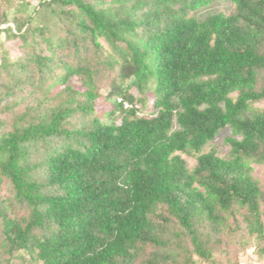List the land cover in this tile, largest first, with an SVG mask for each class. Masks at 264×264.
I'll use <instances>...</instances> for the list:
<instances>
[{"label":"trees","instance_id":"16d2710c","mask_svg":"<svg viewBox=\"0 0 264 264\" xmlns=\"http://www.w3.org/2000/svg\"><path fill=\"white\" fill-rule=\"evenodd\" d=\"M215 1L0 0V264L264 256V0Z\"/></svg>","mask_w":264,"mask_h":264},{"label":"rangeland","instance_id":"374dc122","mask_svg":"<svg viewBox=\"0 0 264 264\" xmlns=\"http://www.w3.org/2000/svg\"><path fill=\"white\" fill-rule=\"evenodd\" d=\"M28 5L25 6V12L29 13L33 7H36L39 0H26ZM17 4H14L10 9H8V18L11 19L14 14L17 13ZM233 9V3L231 0H216L213 2L210 6H207L203 9L198 10L195 12L197 16H202L207 13H214L222 11L224 13H229ZM22 13L23 15L25 14ZM42 23H46L52 30L57 31V27L54 24H51V22H48V15L47 12L43 15L38 17V21L35 22V24L41 25ZM6 26L13 27V23L9 21L6 24H3L0 26V28H4ZM0 43H4V35H0ZM17 42L16 41H10L5 42L4 47L8 52V57L10 61L17 60L18 55H20L19 49L16 47ZM72 82L77 83L78 79H73ZM101 93L103 95H107L110 92V86L109 81L102 79V86L100 89ZM131 94L134 97L138 96L137 90L132 87L130 90ZM147 98L149 100L150 93H147ZM133 105L135 108H137L140 111L141 115H147L150 112V106L148 101L144 105H140L138 103H126V106ZM255 107H263L264 102L255 103ZM231 132L228 128H224L219 131L217 134L214 143L218 146L221 155L226 154L228 151V147L224 144V138L228 135H230ZM184 158L187 160L189 166L194 165V160L191 157L184 156ZM253 167V175L259 179L263 185H264V166L252 164ZM255 241L253 238H251L247 233L246 230L243 229L238 236H236L232 241H230V244L228 246L227 254L224 252H219L214 255L213 260L215 264H230L236 262V264H264V256L258 258L256 254L255 249ZM28 260V256L24 255V261L21 260H13L14 264H26V261ZM198 264H209L208 262L200 261Z\"/></svg>","mask_w":264,"mask_h":264}]
</instances>
